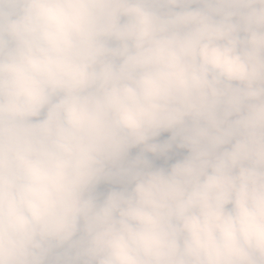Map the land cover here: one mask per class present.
<instances>
[{
  "label": "clouds",
  "instance_id": "9594fccd",
  "mask_svg": "<svg viewBox=\"0 0 264 264\" xmlns=\"http://www.w3.org/2000/svg\"><path fill=\"white\" fill-rule=\"evenodd\" d=\"M0 264H264V0H0Z\"/></svg>",
  "mask_w": 264,
  "mask_h": 264
},
{
  "label": "rangeland",
  "instance_id": "374dc122",
  "mask_svg": "<svg viewBox=\"0 0 264 264\" xmlns=\"http://www.w3.org/2000/svg\"><path fill=\"white\" fill-rule=\"evenodd\" d=\"M167 134H165V136H166Z\"/></svg>",
  "mask_w": 264,
  "mask_h": 264
}]
</instances>
